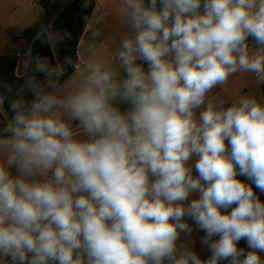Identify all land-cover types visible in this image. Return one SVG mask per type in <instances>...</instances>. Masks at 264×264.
<instances>
[{
  "label": "clouds",
  "instance_id": "1",
  "mask_svg": "<svg viewBox=\"0 0 264 264\" xmlns=\"http://www.w3.org/2000/svg\"><path fill=\"white\" fill-rule=\"evenodd\" d=\"M116 14L117 69L85 63L58 95L62 73L37 58L43 83L0 96V264H264V102L210 95L238 73L264 84V0ZM188 221L206 260L177 245Z\"/></svg>",
  "mask_w": 264,
  "mask_h": 264
},
{
  "label": "trees",
  "instance_id": "2",
  "mask_svg": "<svg viewBox=\"0 0 264 264\" xmlns=\"http://www.w3.org/2000/svg\"><path fill=\"white\" fill-rule=\"evenodd\" d=\"M39 3L44 14L53 17L52 22L47 24L37 21L20 34L10 33L13 50L0 56V96L6 99L22 97L27 80L35 79L43 83L44 77L35 72L37 58L47 60L58 70L60 67L64 68L63 71L59 70L62 76L58 85L74 72L79 62L78 43L96 5L95 0H40ZM85 4L88 6L84 7ZM51 34L56 51L50 39ZM24 57H28L26 72L23 76H18L17 69L23 63ZM65 60L70 66L64 64ZM0 119H6L1 109ZM209 256L208 253V258Z\"/></svg>",
  "mask_w": 264,
  "mask_h": 264
},
{
  "label": "crops",
  "instance_id": "3",
  "mask_svg": "<svg viewBox=\"0 0 264 264\" xmlns=\"http://www.w3.org/2000/svg\"><path fill=\"white\" fill-rule=\"evenodd\" d=\"M39 1L40 0H0V56L10 53L13 50V45L10 41V33L20 34L32 24L40 21L42 15H44V9ZM95 2L96 5L92 16L78 43L77 55L79 62L76 65L74 72L64 82L59 84L56 90V94L58 95H64L69 92L72 85L81 79L82 75L85 74L82 67L85 63L93 60L101 61L100 55L98 54L103 45L105 46V49L103 50L105 51L103 55L104 59H102L100 63L105 65L106 60L111 62L116 61L115 54L119 49L121 39L116 38V33L120 32V25L119 22H115L113 18L118 17L116 14L118 0H95ZM106 11L109 12V15L101 20L100 17ZM97 31L100 35L94 36V33ZM50 39L52 41L51 35ZM90 46H95L96 48L94 56L88 54L87 50ZM81 49H83V55L80 53ZM23 60V63H21L17 69L18 76H23L26 72L28 57H24ZM59 70L63 71L64 68L60 67ZM215 90L216 92L218 91V93H226L225 85L218 86ZM247 90V87L244 86L241 93H247ZM259 92L263 100L264 84L260 85ZM1 111L7 118L8 113L6 114L2 109ZM188 222L193 227V232L189 236L181 233L180 239L177 242L178 247L183 243L195 251L201 259H208L207 248L200 244V237L203 236L204 233L197 228L194 222ZM260 255L264 258V253H261Z\"/></svg>",
  "mask_w": 264,
  "mask_h": 264
},
{
  "label": "rangeland",
  "instance_id": "4",
  "mask_svg": "<svg viewBox=\"0 0 264 264\" xmlns=\"http://www.w3.org/2000/svg\"><path fill=\"white\" fill-rule=\"evenodd\" d=\"M46 15L47 14L42 15V17L40 19L41 22L43 19H45ZM113 19L115 22L118 21L119 25H120V32L116 33V36H117L116 38L122 39L124 34L127 32V28L120 20H118V17H115ZM52 20H53V17L49 19L48 24H50L52 22ZM51 37H52V34H51ZM52 42H53L54 50L56 51V45H55V41L53 40V38H52ZM110 45H111V43H110ZM104 49H105V46L103 45L100 48V51L98 54V55H100L101 61H102V59H104V56H103L104 52H105V51H103ZM112 50H113V47H112ZM114 50H115V48H114ZM80 53H81V55H83V49L80 50ZM105 55H106V53H105ZM106 64H107V66H111L113 69H117V67H118L117 61L111 62V61L106 60L105 65ZM224 85H225L226 93H218V91L216 92V90L214 89L213 92L210 94L216 101L235 100L236 98H238L240 96H248V97H254L257 100L264 102V99L262 100V98L260 96V92H259V87L261 84L257 82L254 74H252V73H238V74L230 77L228 82ZM244 86L247 87V89H248L247 93H241L242 88ZM234 94H235V97H234ZM5 113L7 114V112H5ZM194 175H195V172H194ZM238 179L244 181L245 183H251V181L247 180V178L244 176H238ZM253 187L255 188L254 185H253ZM256 193L260 197L261 201H264V194L260 193L258 189L256 190Z\"/></svg>",
  "mask_w": 264,
  "mask_h": 264
},
{
  "label": "built area",
  "instance_id": "5",
  "mask_svg": "<svg viewBox=\"0 0 264 264\" xmlns=\"http://www.w3.org/2000/svg\"><path fill=\"white\" fill-rule=\"evenodd\" d=\"M238 247L245 248L246 251L248 250L247 249V246H246V242L244 240H241L239 242ZM208 253L211 255V253L209 251H208ZM221 264H227V262L226 261H223V262H221Z\"/></svg>",
  "mask_w": 264,
  "mask_h": 264
},
{
  "label": "water",
  "instance_id": "6",
  "mask_svg": "<svg viewBox=\"0 0 264 264\" xmlns=\"http://www.w3.org/2000/svg\"><path fill=\"white\" fill-rule=\"evenodd\" d=\"M48 18L50 19V18H52V16L47 14L45 19L42 20V23H47L48 24L49 23V19Z\"/></svg>",
  "mask_w": 264,
  "mask_h": 264
}]
</instances>
